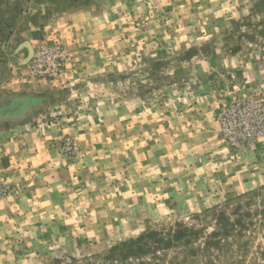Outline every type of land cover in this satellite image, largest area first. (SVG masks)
Here are the masks:
<instances>
[{"label":"rangeland","instance_id":"1","mask_svg":"<svg viewBox=\"0 0 264 264\" xmlns=\"http://www.w3.org/2000/svg\"><path fill=\"white\" fill-rule=\"evenodd\" d=\"M0 264H264V0H0Z\"/></svg>","mask_w":264,"mask_h":264},{"label":"trees","instance_id":"2","mask_svg":"<svg viewBox=\"0 0 264 264\" xmlns=\"http://www.w3.org/2000/svg\"><path fill=\"white\" fill-rule=\"evenodd\" d=\"M143 238H144V236H139V237H137L135 240H131V241H129L128 243H123V244H121V246H127V245H133V244H135V243H139V242H141V241L143 240ZM117 248H118V247H117ZM114 250H116V247H113L112 252H113Z\"/></svg>","mask_w":264,"mask_h":264},{"label":"water","instance_id":"3","mask_svg":"<svg viewBox=\"0 0 264 264\" xmlns=\"http://www.w3.org/2000/svg\"><path fill=\"white\" fill-rule=\"evenodd\" d=\"M26 46L29 48V50L31 51V47L29 45L26 44Z\"/></svg>","mask_w":264,"mask_h":264}]
</instances>
